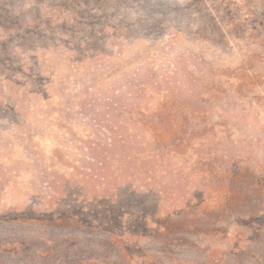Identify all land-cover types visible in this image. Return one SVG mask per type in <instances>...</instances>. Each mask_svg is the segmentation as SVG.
<instances>
[{
  "label": "rangeland",
  "instance_id": "rangeland-1",
  "mask_svg": "<svg viewBox=\"0 0 264 264\" xmlns=\"http://www.w3.org/2000/svg\"><path fill=\"white\" fill-rule=\"evenodd\" d=\"M260 44L264 0H0V264H264ZM124 121L177 153L157 196L85 174Z\"/></svg>",
  "mask_w": 264,
  "mask_h": 264
},
{
  "label": "trees",
  "instance_id": "trees-1",
  "mask_svg": "<svg viewBox=\"0 0 264 264\" xmlns=\"http://www.w3.org/2000/svg\"><path fill=\"white\" fill-rule=\"evenodd\" d=\"M254 53L264 58V45L260 44V47L254 50ZM245 57L246 59L235 69L236 72L238 69L242 71L245 76H235L234 70L222 75L232 95L229 102L230 106L238 105V101L234 96L240 95L241 88L255 83V75L253 73L255 71L252 67L253 56H247L246 54ZM174 66V71H176L178 66ZM178 97L180 101H183L181 103L188 104L191 100L198 101L199 96L197 93L190 91L189 87H186V91L178 95ZM258 101L259 96L257 95L249 98L247 102L251 107H254ZM242 104L245 105L244 103ZM145 109L147 110L148 108L145 107ZM126 122L128 121L113 123L108 130L107 141L102 146L97 144L90 148L87 160L90 165L85 166V174L89 175L91 180L94 181L95 191L105 192L103 196L110 195L111 192H119L124 188L135 191L140 189L147 190L157 196V192H160V188L157 187L156 183L157 179L159 176L167 177L173 174L175 171L173 170V160L177 153L174 155L169 154L168 158H165L162 153L158 152L157 145L154 149V144H157L156 140H154L153 145H151L153 150H150L144 156L142 152L140 153L133 148V140L141 138L142 133L145 132H149L155 138L157 136L156 131L146 121H131L132 126L129 131L128 125H126L128 123ZM252 127L255 129V125ZM148 146H150L149 143ZM166 160L168 163L164 164ZM169 183H171V188H174V181ZM162 192L164 191L162 190ZM177 193V190L174 193L169 192L171 197H175ZM98 196L100 195L98 194ZM163 201L164 199H156L158 208L155 209V214L159 215L160 211H162L161 205Z\"/></svg>",
  "mask_w": 264,
  "mask_h": 264
}]
</instances>
